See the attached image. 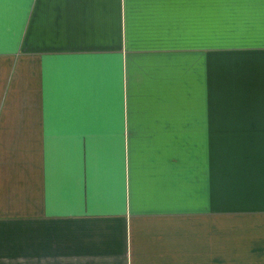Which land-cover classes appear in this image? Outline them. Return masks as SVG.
Returning a JSON list of instances; mask_svg holds the SVG:
<instances>
[{"label": "crops", "instance_id": "crops-1", "mask_svg": "<svg viewBox=\"0 0 264 264\" xmlns=\"http://www.w3.org/2000/svg\"><path fill=\"white\" fill-rule=\"evenodd\" d=\"M0 264H264V0H0Z\"/></svg>", "mask_w": 264, "mask_h": 264}, {"label": "rangeland", "instance_id": "rangeland-1", "mask_svg": "<svg viewBox=\"0 0 264 264\" xmlns=\"http://www.w3.org/2000/svg\"><path fill=\"white\" fill-rule=\"evenodd\" d=\"M145 31H147V30H145ZM167 31H169V30H167ZM217 31H219V30H215L212 28L206 30V32L208 34L207 35L208 42L209 41L213 42L214 40H216V37L220 38L219 35H216V36L214 35V33ZM175 33H177V35H175L176 37L174 39V45L173 44L172 45L167 44V46L165 45L163 47L161 44H158V46L161 48H159L157 50H161L162 52H173V51L174 52H182L183 51L182 50L183 45H182V41H181L182 40L181 34L183 33V30H177ZM148 34H150V33L148 32ZM156 36H159V33H157ZM172 37H174V36H171L170 38H172ZM155 42H158V41L154 40L152 42L151 41L146 42L148 44H145L143 46V48H149V49L156 48V47L152 46L153 44H155ZM209 45H211V44L207 45L208 48L209 47L211 48L212 46H209ZM167 48L170 51H167ZM209 62L210 61H208V65L210 64ZM132 63H133L132 66H134L135 69L137 71H139V75L142 77V79H143L142 81L144 82V86H145V87H142L141 92H137L138 94L136 96L137 101H141L143 103V104H141V108H138L137 109L138 111L134 113V115H137L138 117L151 115L150 112H147V111L152 108L153 102L163 101L164 99H166L165 96L167 95L166 94L167 92L157 91V88L163 84V81H174L175 82L174 83L175 91L169 92V98L175 102L179 101L180 94H182V92H183L182 89L184 87V83H183L184 77L186 78L187 82H190L191 86H193L195 84V86L198 87V81H199L198 74L195 73L192 69L188 68V64H186L184 62L182 55H174L173 57L164 58V59H160V60L146 59V61H142L141 59H138V60L136 59L135 61L133 60ZM190 63H192L193 65L195 64L194 60H193V56L190 60ZM184 67H185V70H184ZM210 68H212V67L209 66L208 69H210ZM156 72H159V75L163 76V77H160L159 80L152 79V76L155 75ZM186 75H188V76H186ZM145 89H146V91H145ZM147 91L148 92L153 91L154 92L153 96H150V94H148ZM196 93H198V91ZM144 101H147V102H144ZM149 102H152V105H149ZM197 102H198V100H197ZM138 106H140V105H138ZM178 110L176 109V111H178ZM179 111H181V110H179ZM152 115H153V113H152ZM170 115H178V114H176V112H175L174 114H170ZM195 142H199V141H194L193 138L190 141L189 147L192 149V151L194 150L193 146H194ZM226 148H227V146H226ZM228 148H231V146H228ZM209 149L210 148L207 149V166L208 167H209V162L211 164V160L213 158L209 154ZM230 155H232V154L229 150L228 151V157L225 159L228 165H230V163L232 161V159L230 158ZM208 170H209V168H208ZM207 179H209V172H208Z\"/></svg>", "mask_w": 264, "mask_h": 264}]
</instances>
